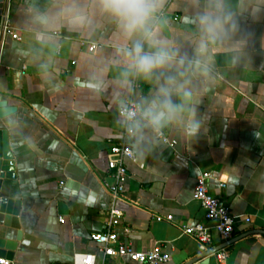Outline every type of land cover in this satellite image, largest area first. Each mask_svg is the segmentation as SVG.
<instances>
[{
  "label": "crops",
  "instance_id": "crops-1",
  "mask_svg": "<svg viewBox=\"0 0 264 264\" xmlns=\"http://www.w3.org/2000/svg\"><path fill=\"white\" fill-rule=\"evenodd\" d=\"M233 4L248 36L249 59L232 69L217 56V79L198 107L206 116L202 132L193 142L168 132L173 146L161 142L153 155L125 161L129 178L124 201L116 203L122 211L118 239L136 250L159 247L168 254L164 264H185L224 244L209 256L210 264H264V0ZM49 7L50 0H12L11 23L20 39L8 40L1 57L0 100L16 107L0 117L16 174L3 180L0 195L20 201L21 239L11 260L73 264L75 253H93L94 264H143L104 256L89 235L105 229L111 204L109 144L124 136L130 145L119 108L128 98L139 106L154 85L136 78L121 84L122 38L99 12H90L85 30H61L54 51L41 47L28 13ZM193 11V0H166L158 14L161 42L191 55ZM82 41L96 43L94 52ZM203 171L211 174L210 192L236 218L226 241L192 196ZM168 214L171 220H156ZM197 222L209 225L211 242L205 248L181 231ZM15 235L16 230L0 227V236L14 240Z\"/></svg>",
  "mask_w": 264,
  "mask_h": 264
},
{
  "label": "clouds",
  "instance_id": "clouds-1",
  "mask_svg": "<svg viewBox=\"0 0 264 264\" xmlns=\"http://www.w3.org/2000/svg\"><path fill=\"white\" fill-rule=\"evenodd\" d=\"M166 0H50L46 10L28 13L34 39L43 48H58V33L89 27L91 11L112 20L120 33L118 48L125 58L121 84L132 78L154 85L139 107L121 105V123L132 157L153 155L168 132L191 142L202 132L206 116L198 112L217 77L214 65L223 56L232 69L249 59L248 36L243 34L233 0H193L189 22L194 26L191 55L162 43L158 14ZM41 64V67H44Z\"/></svg>",
  "mask_w": 264,
  "mask_h": 264
},
{
  "label": "built area",
  "instance_id": "built-area-1",
  "mask_svg": "<svg viewBox=\"0 0 264 264\" xmlns=\"http://www.w3.org/2000/svg\"><path fill=\"white\" fill-rule=\"evenodd\" d=\"M12 16V0H0V66L2 52L5 43L8 40H19L20 36L16 28L11 23ZM85 45L88 52H94L96 43L81 42ZM129 105L131 108H137L138 103L133 98L126 99L121 105ZM121 106L119 108V114ZM125 134L126 130L124 131ZM164 143L173 146L175 140L164 135ZM132 153L129 151V144L124 136L117 141L110 142L108 151L107 167L111 171L113 182L109 184L108 191L111 197V204L106 210L105 229L100 232L90 233L89 238L94 241L99 247V250L107 257H127L132 262L143 264H164L168 260V254L162 251L159 247H154L150 250H136L128 244L119 241L115 226L120 223L122 211L116 206L119 201H124V193L126 182L129 178L126 159L132 160ZM210 172H200L196 178L193 187L192 196L197 200L204 210V218L207 222L213 223L219 237L226 241L231 238L236 218L230 212L229 208L221 202V200L213 195L209 190ZM172 215L156 216V220H171ZM62 219L60 218V221ZM244 222H249V218L245 217ZM124 231H130L128 226L124 227ZM181 231L183 234L195 238L202 244V247H207L211 242V233L209 225L206 223H195L193 225H182ZM217 257L222 259L223 252L217 253ZM93 253H75L73 255V264H94ZM0 264H13L12 260L0 257Z\"/></svg>",
  "mask_w": 264,
  "mask_h": 264
},
{
  "label": "water",
  "instance_id": "water-1",
  "mask_svg": "<svg viewBox=\"0 0 264 264\" xmlns=\"http://www.w3.org/2000/svg\"><path fill=\"white\" fill-rule=\"evenodd\" d=\"M15 110L16 107L7 106L6 101L0 100V117H4ZM15 177L14 160L8 143L7 131L0 129V194L3 180H11ZM19 211L20 201L18 199L0 195V227H10L16 230L14 240L0 236V257L9 260L13 258L14 251L17 248V242L21 239L20 225L18 222ZM231 242L232 240L229 243ZM225 245L208 249L185 264H210L209 256Z\"/></svg>",
  "mask_w": 264,
  "mask_h": 264
}]
</instances>
